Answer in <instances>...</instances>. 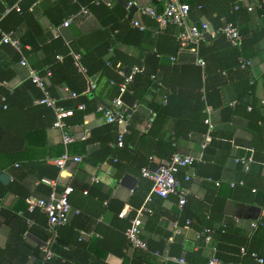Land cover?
I'll use <instances>...</instances> for the list:
<instances>
[{"label":"crops","instance_id":"1","mask_svg":"<svg viewBox=\"0 0 264 264\" xmlns=\"http://www.w3.org/2000/svg\"><path fill=\"white\" fill-rule=\"evenodd\" d=\"M106 1L112 3V10L92 6L91 13L76 17L67 27L62 26L64 20L80 10V4L72 0H22L25 12L12 9L2 15L1 25L17 32L22 51L0 45V173L10 175L8 183L0 179V264H56L49 262L55 259H61L59 264H180L166 256L207 264L214 252L223 264H259L251 255H243L240 247L264 257V225L252 226L253 220H264V105L248 108L249 103L261 101L264 91V0H245L239 10H235L237 0H213V8L218 7L224 15L221 20L233 18L231 22L244 35L240 52L252 65L246 74L231 75L221 86L224 105L213 114L214 141L204 150L201 143L206 125L199 109L200 86H206L207 78L215 76L219 66L235 62L234 55L225 43L212 46L215 40L203 41L199 57L206 65L202 66L190 49L179 52L180 27H162L139 10L129 20V2L138 7L155 5L161 11L164 0ZM204 1L208 2L192 3L189 21L198 25L208 21L214 26L218 12ZM134 19L145 28L135 26ZM126 21L128 25L121 28ZM70 49L85 55L82 61L87 75L68 59ZM60 54L64 59L58 60ZM23 55L35 68H52L53 74L46 78L52 95L65 97V87L81 93L79 98L60 100L61 105L87 104L86 110L75 109L66 119L75 137L68 152L82 160H69L64 169L56 164L66 151L62 131L53 126L54 111L35 103L42 92L28 83L29 70L20 63ZM110 57H116L124 67L139 65L142 72L158 77L152 79L151 86L138 78L140 107L124 147L116 145L118 125L107 123L97 110L98 105H110L121 94L119 86L111 82L122 76L118 63L106 65ZM89 81L95 82L96 88L85 94ZM125 94L123 97L129 98ZM165 96H171L169 113L156 109L166 105ZM174 152L195 157L203 154L201 161L178 173L182 180L187 172L195 174L182 183L191 190L188 201L181 209L177 195H154L149 203L152 213L143 216L142 236L149 248H133L126 230L152 189L141 168L152 155L156 157L153 165H159ZM243 156L252 159L249 174L235 160ZM70 185L74 188L69 197L74 211L59 229L62 249L57 250V242L56 255L41 261L40 245L49 235L48 217L40 209L29 211L26 198H48L53 189L61 192ZM126 206L128 215L121 217ZM188 219L192 222L187 227ZM203 227L214 229L209 243L197 235Z\"/></svg>","mask_w":264,"mask_h":264},{"label":"built area","instance_id":"2","mask_svg":"<svg viewBox=\"0 0 264 264\" xmlns=\"http://www.w3.org/2000/svg\"><path fill=\"white\" fill-rule=\"evenodd\" d=\"M72 2L80 4V10L77 13L69 15L62 23L63 27L69 26L76 17L91 13L90 8L87 5L81 4L80 0H72ZM244 2L245 0H237L235 10H239L241 7V3ZM93 3L96 5L104 3L107 6H112V3L106 0H93ZM132 3L133 2H129L128 6L130 7ZM247 8L249 10H253V6H248ZM12 9H15L16 11H22L19 1H17L12 6H8L5 11L9 12ZM191 10V4L183 0H164V8L161 11H159L155 5L139 7V11L142 15L152 17L162 27H166L168 25H176L181 28V31L177 36L178 42L180 44L179 52H182L185 49H190L199 57L201 43L206 40H214L220 35H224L232 46L239 48L242 47L244 42V35L241 33L239 27L234 22L223 20V23L219 27L212 26V24L208 21L203 22L201 25L190 23L189 20ZM133 24L140 29L145 28V25L138 19H134ZM55 30L56 29H54V34L56 36H60L59 30ZM4 44H10L19 51H22V43L19 36L17 35V32L15 30H4L0 26V45ZM112 50L113 48L110 49L111 52ZM68 55L73 57L78 71L87 75L88 70L82 61V53L70 49ZM64 57L65 56L62 54L57 55L58 60H62L64 59ZM172 60H176V56H172ZM198 62L202 66L206 65V61L200 57L198 59ZM20 63L21 65L28 68L29 79L42 92V96L37 98L35 100V103L46 105L54 111L56 118L53 126L62 131V142L66 148V151L61 157L56 160V164L60 167V169H64L66 163L69 160H74L76 162L81 161V156H71L68 152V146L74 141L75 137L70 133L66 119L74 115L75 108H67L59 103V101L62 99L79 98L81 93L72 90L69 87H65V97H56L50 93L46 83V78L48 76H51L53 73L50 66H46L44 70L35 68L30 65L24 55L22 56ZM107 65L110 67H114V64L111 61H107ZM251 65V59L243 56L240 58V68L247 69ZM116 67L119 74L123 77V80L121 82H116L112 79L111 82L119 86L121 94L116 97L110 105H98L97 110L103 114V117L105 118L107 123L118 125L116 145L119 147H124L125 136L128 133L130 126L132 125L133 117L137 112V109L140 107V103L138 101L127 102L124 99L123 95L128 92L133 93V89L130 88L131 84L134 81L135 76L138 73L142 72L143 69L139 65H133L132 67L127 68L120 63H118ZM204 77L206 78V75H204ZM151 79L158 80L156 73H153L151 75ZM157 83L158 85H162L161 81H158ZM94 88H96L95 82L89 81V84L84 93L89 94ZM201 93L202 100L206 103L204 113L206 114L205 124L208 126L201 143V149L204 150L212 142L213 139L212 133L215 127V123L212 117L213 114L217 111V108L207 102L206 86L202 88ZM167 101V96H165L163 98V103L167 104ZM260 102L262 105H264V91ZM4 106L7 107L6 104ZM86 108L87 104L85 102L77 103L76 109L86 110ZM248 108L250 110L252 109L251 106H249ZM150 111L153 112L152 109H150ZM82 138L85 140L87 137L84 135ZM202 155L203 154L201 153L200 156L195 157L192 155H184L180 152H174L173 155L167 160V162L159 165H153V162L156 158L154 155L149 157V162L141 168V174L143 177L151 180L152 189L146 197L143 205L137 209V214L130 219V225L126 230V235L131 247L144 250H148L149 248L148 242L142 236L144 224L143 216L147 212L152 213V209L149 207V203L152 201L154 195H158L163 198H167L172 194L177 195L180 208L183 209L185 207L191 190L189 187L184 186L182 183L183 181H190L195 176V174L194 172H187L182 180L178 177V173L181 169H190L195 162L201 161L203 159ZM235 160L242 164L243 170L245 172H248L250 170V163L252 160L251 158L243 156L238 157ZM95 179L96 178H94V180ZM48 182L51 184H55V181L52 180H48ZM240 183L243 184L244 180H242ZM217 184H219V181H217ZM232 185H235V183H232ZM73 189V186L70 185L65 187L61 192L53 189L48 198L36 197L33 195L26 198L29 211L34 212L35 210L40 209L45 212L48 217L47 230L49 235L40 245V250L42 253L41 261L50 260L56 255L54 246L58 242L60 237L59 229L69 222L71 214L74 211V208L69 199ZM256 190V188H253V191ZM76 212L79 213L78 210H76ZM128 212L129 207L126 206L121 210L119 215L121 217H126L128 215ZM262 213L264 215V208L262 209ZM191 222V219L187 220V227L191 224ZM174 225L177 230H180V223L178 221H175ZM259 225H264V220L260 219L252 221L253 227H258ZM213 233L214 229H212L211 227H203L197 232V235L198 237H204L207 243H209L213 239ZM83 234L86 233L83 232ZM241 252L243 255L249 254L246 246L241 247ZM155 254L159 256L160 252L156 251ZM250 255L255 258L259 264H264V257L257 252H251ZM165 259L175 260L180 264H190L183 257L166 256ZM207 264H223V262L216 256L214 252V254L209 258Z\"/></svg>","mask_w":264,"mask_h":264},{"label":"trees","instance_id":"3","mask_svg":"<svg viewBox=\"0 0 264 264\" xmlns=\"http://www.w3.org/2000/svg\"><path fill=\"white\" fill-rule=\"evenodd\" d=\"M17 1H19V3H20V5L22 4V0H13L11 3L12 4H10V3H7V0L6 1H1L0 0V2L2 3V5H1V8H0V26L3 28V26L1 25V23H2V15L5 13V14H7V12L5 11L6 10V8L8 7V6H12L13 4H15ZM183 1H185V0H183ZM195 1H197V0H186V2H189L191 5H192V3L193 2H195ZM216 1V0H215ZM222 2V1H221ZM80 3L81 4H84V5H87V6H89V8H91L92 9V6H105L108 10H112L113 9V5L112 6H107V5H105V4H100V5H96V4H94L93 3V0H80ZM204 3H207L210 7H212L211 9L212 10H214V11H217L218 12V15L214 18V26L215 27H219L222 23H223V21L221 20L222 19V17L224 16V15H222L223 13L219 10V8L218 7H216V8H213V5H214V1L213 0H208V2H206V1H204ZM223 3V2H222ZM77 5H79V4H77ZM80 6V5H79ZM222 6H223V4H222ZM21 8H22V11L21 12H25L24 10H23V7L21 6ZM15 10V9H14ZM14 10H12V11H14ZM11 11V12H12ZM16 11V10H15ZM232 19L233 18H227L226 17V21H232ZM128 21H126L125 23H123L122 25H121V28L123 27V26H125V25H128ZM4 29V28H3ZM4 30H6V29H4ZM10 30H13V29H8L7 31H10ZM215 41H214V43H213V45L212 46H214V45H216V44H218V43H225L226 45H227V47L226 48H228L229 49V52L230 53H232L233 55H234V59H235V62H230L229 64H223L222 66H219L218 67V69H219V71L217 72V74L215 75V76H213V77H210L209 75V77L207 78V80H206V91H207V102L208 103H210V104H212V105H214L216 108H221L223 105H224V102H223V99H222V96H221V86L223 85V84H225L226 83V81L230 78V77H232L231 75H240V74H246L247 72H248V70L247 69H242V68H240V66H239V60H240V58L242 57V55H241V52H240V48L239 47H234V46H232L231 45V43L226 39V37L224 36V35H220V36H218L216 39H214ZM112 44V43H111ZM111 44H109V49L108 50H110V46L112 47V45ZM4 45H10V44H4ZM204 45V44H203ZM202 43H201V47H200V51H201V48H202ZM114 54H115V52H114ZM67 56H69V58L68 59H72L73 60V57L72 56H70V55H67ZM85 57V55H83V58ZM71 60V61H72ZM107 61H111L114 65H116L117 63H118V60H117V58L116 57H110L109 59H107ZM107 61H106V65H107ZM72 62H74V60L72 61ZM108 66V65H107ZM53 71V70H52ZM53 74V73H52ZM140 77H142V79H144L145 81H146V83H147V86L149 85V86H151V82L153 81L152 79H151V73L148 75V73H147V70L145 71H143V72H140V73H138L136 76H135V79H134V81L132 82V84H131V89H133V93H130V92H128V93H126L125 95H128V97L129 98H125V100L127 101V102H135V101H137L138 100V97H137V91H136V83H137V81H138V78H140ZM112 80V79H111ZM113 80H115V79H113ZM123 80V77L121 78V80H119L118 82H121ZM29 84H31V85H33V86H35L33 83H32V81L29 79V82H28ZM202 87H204V85L202 86H200V88H202ZM35 89H36V86H35ZM198 97H199V102H200V111L202 112V114H203V123L205 124V118H206V114L204 113V108H205V105H206V103H205V101H203L202 100V93H201V91H199V94H198ZM170 100H171V96H169L168 97V102H167V104L166 105H162V104H160V105H157L156 106V109H157V111L158 112H162V113H169V105H170ZM78 103V102H77ZM77 103H76V105L75 106H73V107H67V108H77ZM241 103V101L238 99L237 100V104H240ZM248 106H251V110H255V108L256 107H258V106H262L261 105V103H260V100H257V102L256 101H254V102H252V103H249L248 104ZM206 125V124H205ZM207 125H206V127H205V132L207 131ZM204 132V133H205ZM213 141H214V137H213V139H212V142H211V144H213ZM210 144V145H211ZM251 170H252V167L250 168V170L246 173V174H249V173H251ZM263 190H264V188H263ZM258 192H260V189L258 188V190H257ZM260 194H262V193H260ZM208 226V225H207ZM224 230V229H223ZM222 230V231H223ZM223 232H226V231H223ZM58 244V248H57V250L58 251H60V249H62V247H61V245H63V243L62 242H58L57 243ZM244 246V245H243ZM243 246H241V247H243ZM241 247H240V249H241ZM55 249V248H54ZM249 251V256H250V253L251 252H253V250H248ZM257 252V251H256ZM259 253V252H258ZM260 254V253H259ZM260 255H262V254H260ZM263 256V255H262ZM251 258H253L252 256H250ZM61 259H55V260H51V261H49L50 263H52V262H57L56 264H59L61 261H60ZM48 264V263H47Z\"/></svg>","mask_w":264,"mask_h":264},{"label":"water","instance_id":"4","mask_svg":"<svg viewBox=\"0 0 264 264\" xmlns=\"http://www.w3.org/2000/svg\"><path fill=\"white\" fill-rule=\"evenodd\" d=\"M130 14H129V20H132L134 18L135 13L139 10V7L136 3H132V5L129 7ZM0 179L4 181L5 183H8L10 181V175L6 172L0 173Z\"/></svg>","mask_w":264,"mask_h":264}]
</instances>
